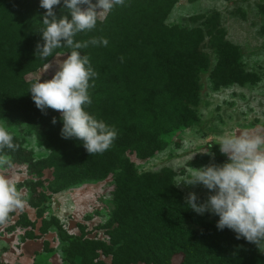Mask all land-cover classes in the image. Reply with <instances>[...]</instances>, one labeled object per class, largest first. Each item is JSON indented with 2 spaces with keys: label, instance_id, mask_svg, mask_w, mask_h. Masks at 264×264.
Instances as JSON below:
<instances>
[{
  "label": "trees",
  "instance_id": "obj_1",
  "mask_svg": "<svg viewBox=\"0 0 264 264\" xmlns=\"http://www.w3.org/2000/svg\"><path fill=\"white\" fill-rule=\"evenodd\" d=\"M177 1L125 0L105 21L98 19L93 31L75 37L109 40L107 47L80 50L97 73L89 81L92 103L86 111L117 130L107 151L90 155L82 141L62 138L61 114L50 108L41 112L25 79L70 49H56L47 59L36 56L46 10L39 0H0V119L20 120L43 143L56 191L115 176L114 210L105 225L110 243L84 235L68 239L70 264H172L180 255L182 264H264L253 244L188 208L172 170L138 175L127 156L152 157L164 147L163 134L196 120L205 73L218 86L245 80L239 50L214 17L201 26L192 23L194 18L182 26L166 24ZM63 8V3L55 7L58 18Z\"/></svg>",
  "mask_w": 264,
  "mask_h": 264
},
{
  "label": "rangeland",
  "instance_id": "obj_2",
  "mask_svg": "<svg viewBox=\"0 0 264 264\" xmlns=\"http://www.w3.org/2000/svg\"><path fill=\"white\" fill-rule=\"evenodd\" d=\"M213 17L226 40L238 48L245 80L218 86L210 73H205L195 106L196 120L163 134L164 147L152 157L127 155L138 175L172 170L174 184L184 199L195 193L201 203L207 200L209 190L199 184L184 185L187 169L227 162L218 146L219 138L226 132L236 134L247 130L264 135V0H178L166 24L182 26L194 18L192 23L201 26L206 20L213 21ZM66 55L65 52L56 55L50 61L51 66L48 63L30 72L26 81L32 84L39 78L41 82L50 80ZM0 125L7 127L16 145L15 150H4L13 167L0 169V175L16 184L26 202L22 210L10 212L0 222V264H70L67 240L80 235L109 244L105 225L114 210L115 176L56 191L54 170L46 163L49 152L33 131L20 120L0 119ZM198 215L214 226L219 219L207 212ZM254 247L264 258V253ZM102 259L107 263L112 261L111 257L102 256ZM183 261L182 255L176 256L172 264Z\"/></svg>",
  "mask_w": 264,
  "mask_h": 264
},
{
  "label": "clouds",
  "instance_id": "obj_3",
  "mask_svg": "<svg viewBox=\"0 0 264 264\" xmlns=\"http://www.w3.org/2000/svg\"><path fill=\"white\" fill-rule=\"evenodd\" d=\"M124 2L39 0V6L46 12L40 29L43 43L36 44L35 55L47 59L60 48H68L70 53L57 66L58 70L50 80L41 82L39 78L31 84L29 92L41 112L49 108L60 112L62 138L82 141L90 155L107 151L117 138V130L86 111V106L92 103L89 81L97 73L89 56L82 55L80 50L89 45L107 47L109 40L101 36L77 41L75 37L81 32L93 31L98 19H106L115 7L122 6ZM61 3L63 14L58 18L54 9ZM119 59L123 62L124 58ZM52 123H57L55 117ZM13 141L7 127L0 125V169L13 167L11 158L4 151L15 150ZM218 146L227 162L187 169L182 183L203 185L210 194L201 203L195 193H189L186 205L197 214L207 212L218 216V230L230 229L235 233V239H244L264 253V135L247 130L236 134L226 132L219 138ZM25 203L16 184L0 175V222L5 221L10 212L22 210Z\"/></svg>",
  "mask_w": 264,
  "mask_h": 264
}]
</instances>
